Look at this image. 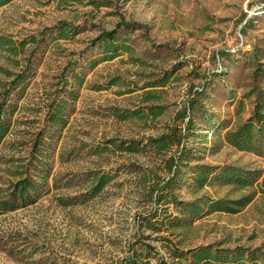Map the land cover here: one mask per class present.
I'll list each match as a JSON object with an SVG mask.
<instances>
[{
  "label": "rangeland",
  "instance_id": "1",
  "mask_svg": "<svg viewBox=\"0 0 264 264\" xmlns=\"http://www.w3.org/2000/svg\"><path fill=\"white\" fill-rule=\"evenodd\" d=\"M86 2L10 0L0 7V92L16 73L22 70L26 76L10 93L12 126L0 145V189L14 179L17 159L29 154L48 96L64 85L74 86L76 94L50 157L52 174L61 177L92 166L117 176L99 195L63 205L60 197L77 196L84 189L76 178L74 186H64L62 178L53 187L51 175L48 190L34 203L0 212V264H120L133 243L138 247L136 240L155 246L151 264H162V259L196 264L191 255L169 256L164 241L138 225L144 202L136 193L135 175L125 166L146 164L152 153L90 154L108 138L160 134L185 106L189 90L202 86L198 103L189 110L195 130L186 142L200 159L189 165L264 169V157L238 150L222 137L226 127L250 115L255 101L250 91L264 89V0H109L98 8ZM120 19L142 24L128 31L132 52L100 59L103 54L91 41ZM65 25L67 37L57 38ZM91 59H97L94 66ZM73 73L83 75L80 85ZM198 104L205 111L196 112ZM149 106L162 112L154 116ZM208 120L213 134L207 138V128H200ZM184 179L177 192L186 201L202 194L233 198L242 193L223 184L194 192L191 173ZM160 235L181 250L206 244L264 248V194L236 213L212 212L172 235Z\"/></svg>",
  "mask_w": 264,
  "mask_h": 264
},
{
  "label": "trees",
  "instance_id": "2",
  "mask_svg": "<svg viewBox=\"0 0 264 264\" xmlns=\"http://www.w3.org/2000/svg\"><path fill=\"white\" fill-rule=\"evenodd\" d=\"M10 0H0V7ZM82 1V0H62ZM98 0H87L85 4L100 7L106 4ZM142 24L120 19L113 28L103 29L91 41L92 47H98L103 56L100 59H109L119 52H132V47L127 42L128 31L141 27ZM49 28L41 31L44 33ZM69 32L67 26H61L57 38H66ZM97 59H91V66ZM22 70L16 73L0 92V145L11 131L13 103L10 93L16 90L25 77ZM73 81L80 85L83 75H72ZM67 82V80H65ZM56 90L43 105L44 118L42 125L33 136L30 152L25 159H17L14 166V179L4 188L0 189V212L15 210L19 207L34 203L44 192L48 190V180L52 177V186L57 187L58 181L65 178L63 185L74 186L75 178L82 186V193L77 196L60 197L63 205L72 203L74 198L84 197L82 201L99 195L117 174L96 167H84L77 172H66L61 177L52 174V152H55L57 138L66 126L68 108L76 94V88ZM202 86L189 90V99L181 109L177 110L172 121L164 126L163 132L146 138L119 139L108 138L103 144L94 146L90 155H102L105 151H126L131 153L149 154L151 160L144 164L129 162L125 169L133 173L136 179V193L143 200V208L137 214L138 225L156 233L155 239L164 241L163 247L168 255L180 259L191 255L192 260L205 264H264L263 247H246L242 245L234 248H224L215 244H206L188 250H181L172 244L167 236H161V232L170 235L177 228L193 225L194 221L212 212L236 213L248 205L258 194H264V169L249 168L233 164H211L197 162L190 166V161H198L200 158L192 154L190 147L186 146L188 137L193 133L194 116L189 111L198 103L202 95ZM255 94V101L250 115L243 121L237 122L231 127H226L223 133V141L238 149L250 151L264 157V89L254 88L249 94ZM197 111H205L204 106L198 104ZM155 106H149L150 114L159 115L162 111ZM208 121H205V136L213 134V129ZM53 140L56 145H53ZM60 157H63L59 146ZM92 163V162H90ZM186 168H188L186 170ZM191 173L194 184V192L201 190L210 184H223L242 193L237 197L211 198L208 195H197L192 200H183L178 195V189L184 182L185 174ZM70 174V175H68ZM149 237V235H145ZM145 236H143L145 238ZM130 252L120 260V264H151L150 257L155 246L144 241H135ZM162 264H167L163 259Z\"/></svg>",
  "mask_w": 264,
  "mask_h": 264
}]
</instances>
